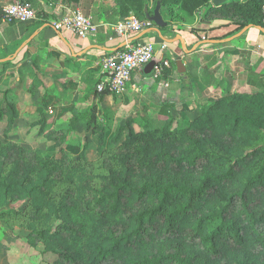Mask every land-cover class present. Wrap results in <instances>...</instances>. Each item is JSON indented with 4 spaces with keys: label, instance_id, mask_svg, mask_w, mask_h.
<instances>
[{
    "label": "trees",
    "instance_id": "trees-1",
    "mask_svg": "<svg viewBox=\"0 0 264 264\" xmlns=\"http://www.w3.org/2000/svg\"><path fill=\"white\" fill-rule=\"evenodd\" d=\"M150 1L176 21L211 8V0H117L122 14L141 20ZM262 1L219 6L239 30L264 27ZM11 92L0 90L9 137L0 138L1 232L22 228L52 264H264V92L224 94L183 126L172 125L173 102L157 107L165 118L153 125L130 117L112 128L90 108L77 111L67 131L86 121L99 153L92 160L86 141L73 154L63 129H45L43 100L30 129L39 125L35 135L51 145L13 140L19 112Z\"/></svg>",
    "mask_w": 264,
    "mask_h": 264
},
{
    "label": "crops",
    "instance_id": "crops-1",
    "mask_svg": "<svg viewBox=\"0 0 264 264\" xmlns=\"http://www.w3.org/2000/svg\"><path fill=\"white\" fill-rule=\"evenodd\" d=\"M15 1L20 0H0V79L6 80V88H12L16 96V124L21 126L28 127L39 118L43 100L45 128H61L66 141L82 143L84 138L95 140L96 134L83 119H77L74 131H67L71 115L77 111L90 108L95 122L113 128L127 118L144 117L164 102L177 107L229 93L264 92V27L248 24L234 37L242 30L236 29L238 20L212 2L210 10L195 11L188 22L171 20L161 7L166 25L159 34L151 23L130 36L118 37L114 24L131 13L122 14L117 0H24L44 17L9 22L2 9ZM145 7L152 14L155 6L150 1ZM72 9L91 17L94 31L84 38L52 26ZM136 41L155 45V56L168 61L166 74L154 79L151 72L135 71L122 94L97 96L94 91L103 75L102 58ZM161 44L166 45L164 49L159 48ZM36 126L31 131L27 128L26 138L35 135Z\"/></svg>",
    "mask_w": 264,
    "mask_h": 264
},
{
    "label": "built area",
    "instance_id": "built-area-1",
    "mask_svg": "<svg viewBox=\"0 0 264 264\" xmlns=\"http://www.w3.org/2000/svg\"><path fill=\"white\" fill-rule=\"evenodd\" d=\"M261 19L264 23V0L261 4ZM3 14L6 20L26 22L35 19V10L26 2L15 1L5 6ZM150 25V22L139 20L131 14L117 21L114 26V34L120 37L130 36L137 33L142 28ZM56 30L70 29L77 37L84 38L94 31L91 17L83 14L78 9L70 10L66 15L61 16L52 23ZM165 44L160 45V49L165 48ZM156 53L155 45L150 41L126 43L121 49L115 50L111 54L102 58L103 75L99 79L95 88L97 91L104 89L112 95H120L135 71H140L152 59ZM168 66V61L162 57H156V62L152 67L151 75L154 79H159L163 75L164 69Z\"/></svg>",
    "mask_w": 264,
    "mask_h": 264
},
{
    "label": "rangeland",
    "instance_id": "rangeland-1",
    "mask_svg": "<svg viewBox=\"0 0 264 264\" xmlns=\"http://www.w3.org/2000/svg\"><path fill=\"white\" fill-rule=\"evenodd\" d=\"M1 73V72H0ZM3 76V75H2ZM1 78V77H0ZM0 87L6 88L8 83L4 79H0ZM3 90V89H0ZM216 99V98H215ZM212 99V100H215ZM211 100V101H212ZM211 101H207L204 103H197L195 105L181 103L178 106L174 107V112L178 114L174 118L172 122L173 126H183L187 125L189 121H191L195 116L199 115L200 111L204 108L205 105L211 104ZM183 104V105H182ZM149 123L156 124L160 120L164 119L165 117H161L157 114V108L154 110L145 113L144 116ZM4 122L0 123V138L2 140H7L9 137L6 135L3 129ZM16 126V133L13 137V140L22 143L28 147L40 146V147H48L51 145V142L45 140L38 135L31 136L26 138V134L28 129L31 131L30 127L31 124L27 127V125L21 126L20 124H15ZM40 126H36L33 132L34 134L37 133V130ZM28 128V129H27ZM27 129V130H26ZM46 129V128H45ZM111 132L106 133L104 146L107 145L108 139L110 138ZM35 138V141L31 138ZM38 137V138H37ZM68 140L64 137L63 145L69 147L68 150H72V153H78L82 148V143L86 141V148H85V155L88 159H97L99 153L97 150V143L95 140H88L84 138L82 143H77L75 141H66ZM26 231L22 228L14 226L12 229H9L5 232H1L0 230V264H52L53 257L48 254L41 253V245L37 244L35 247H29L25 240Z\"/></svg>",
    "mask_w": 264,
    "mask_h": 264
},
{
    "label": "water",
    "instance_id": "water-1",
    "mask_svg": "<svg viewBox=\"0 0 264 264\" xmlns=\"http://www.w3.org/2000/svg\"><path fill=\"white\" fill-rule=\"evenodd\" d=\"M227 0H212V5L213 6H218L221 5L223 3H225ZM160 2L157 1L155 3V7L153 9L152 14H150L147 10V7L144 8V17L147 21H149L150 23H152L154 25V30L159 34V29L165 27L166 22L163 20L161 13H160ZM247 27L245 26L244 28H242V30H240L238 33H236L234 35L238 36L239 34H241L244 30H246ZM156 62V57L152 60H150L143 68V72L145 74H149L152 70L153 65ZM177 65H180V61H177Z\"/></svg>",
    "mask_w": 264,
    "mask_h": 264
}]
</instances>
